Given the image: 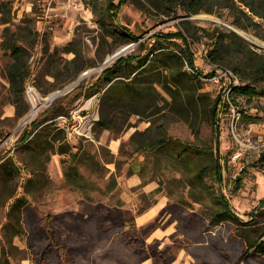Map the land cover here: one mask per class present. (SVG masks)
Segmentation results:
<instances>
[{
  "label": "rangeland",
  "instance_id": "obj_1",
  "mask_svg": "<svg viewBox=\"0 0 264 264\" xmlns=\"http://www.w3.org/2000/svg\"><path fill=\"white\" fill-rule=\"evenodd\" d=\"M108 1L0 0V42L5 26L13 32L29 23L38 36L39 41L30 49L25 86L31 83L43 98L77 81L83 71H92L53 103L39 101L43 105L38 112L23 123L33 104L25 96L29 110L22 116L15 115L16 105L12 103L6 76L12 60L0 47V156L22 160L30 169L22 172L19 190L26 192L31 204L25 209L23 226H12L14 219L5 217V207H0V251L5 248L14 264L19 260L29 264H264V255L242 256L246 242L257 239L264 230V161L260 160L264 152V96H255L250 103L243 98L231 102L230 79L237 78L238 83L240 79L230 65L240 64V55L231 49L225 55L227 66L212 63L206 54L213 46L201 30L211 33L219 26L227 32L234 31L230 0H200L194 5L199 8L196 14H187L189 0H126L116 20L108 14ZM4 8L10 10L9 24L2 23ZM199 15L215 16L218 22H202L196 19ZM243 21L255 24L248 30L237 28L240 40L251 47H255V42L264 45V19L253 15L252 20ZM108 27L119 30L117 36L108 35ZM187 28L195 32L193 38ZM175 30L188 36L195 66L203 72L191 91L180 89L175 97H170L143 72L135 83L141 94H130L121 106L109 85L100 83L95 108L100 120L104 112L109 126L96 122L87 140L77 136L65 139L61 132V141L54 142L55 149L44 147V141L33 136L26 143L29 148L21 143L23 132L33 127L31 121L51 118L54 106L68 112L87 105V97L95 93L89 87L116 58L128 53L143 54L146 51L142 47H147L151 35ZM128 31L137 39L123 44ZM64 47L70 51H64ZM255 48L264 54V49ZM75 55V66L81 64L84 68L75 78L50 89L57 82L51 73L71 69ZM185 70L189 71L187 67ZM152 71L168 74L160 67ZM210 73H215L217 80L215 75H206ZM126 82L114 87L129 93ZM259 84L264 89V81ZM217 97L221 99L216 112L221 186L215 181L212 157L208 155L189 160L177 157L171 146L138 150L159 137H169L212 147L215 152V128L209 111ZM111 98L113 109L105 104ZM132 106L137 113H130ZM38 129L41 128L35 131ZM259 138L262 141L257 149L245 151L238 176L241 180L236 183V179H231V153L240 146L238 141L257 142ZM59 143L75 153L73 163L66 153H57ZM28 154H37L39 162ZM31 170L34 174L38 170L36 174L42 176L35 177V183L26 189L23 183ZM152 186L157 190L151 191ZM221 195L230 202L240 221L224 213ZM156 202L163 205L156 207V213L145 224L137 226L134 214L145 213ZM15 227L26 229V233L10 239L9 233ZM155 229L158 231L153 234Z\"/></svg>",
  "mask_w": 264,
  "mask_h": 264
},
{
  "label": "trees",
  "instance_id": "obj_2",
  "mask_svg": "<svg viewBox=\"0 0 264 264\" xmlns=\"http://www.w3.org/2000/svg\"><path fill=\"white\" fill-rule=\"evenodd\" d=\"M118 1L119 2L115 3L110 0L107 3L108 14L115 20L117 19L116 15L118 10L122 4L126 2V0ZM199 1L200 0L188 1L187 14L198 13L199 8H194V5L198 4ZM238 1L240 5H237L234 0H230V3L228 4V6H230V13L234 17L233 21L230 23L236 30L237 28L240 30H248L251 28V24H255L254 21H243V18L252 20L253 15H258L264 19V0ZM1 13L2 23L9 24L11 22L10 10L8 8H4ZM28 24L25 25V27L18 26L19 29L21 28L20 31L13 32L10 28H8V26H5L3 31L4 38H2L0 42V47L8 53L12 60V63L7 69L6 76L9 82L10 94L12 95V103L16 105L15 115L17 117L24 115L29 110V106L26 104L24 99V88L29 77L28 59L30 57V49L33 48L39 41L38 36L34 35L35 33L32 32V28ZM108 30V35L112 37L117 36V33L119 32V30H115L114 27H108ZM186 30L188 31L190 38L195 36V32H192L190 28H187ZM201 30L206 32L208 39L212 43L213 48H209L206 54L211 57L212 63H218L221 65L220 67L227 66L228 64L225 61V55L228 51H231V49L235 50L238 53L237 55H240V64L230 65L231 69L240 79V82L236 85L232 84V77L230 79L228 97H230L229 99H231V102L236 103L237 98H243L250 103L254 99L253 97L258 95L264 96V89L259 84L264 81V54L256 52L255 47H251L245 41L240 40L237 33L233 30H229L227 32L225 28L219 26H215L213 32L211 33H208V30L204 28H201ZM125 35L126 36L122 42L123 44H128L130 39H137L131 31H128ZM146 42L147 47H142V43L139 45L146 51L145 53H128L127 55H121L116 58L112 64L104 68L97 80L89 87L90 91L98 92L100 89L98 88L100 83L103 85H109L108 88L114 93L119 105L122 106L124 101L129 98L130 94L132 96H138L141 94L140 88L137 87L135 83L137 81L136 77L143 72L150 77V82L151 79H154V81L158 83L170 97H175V93L180 89L191 91L194 86L193 83L200 82L199 80L203 72L198 71L196 68L195 57L190 48L188 36L182 30L159 32L151 35L150 39ZM44 46L45 51H48L47 45L44 44ZM63 50L70 51V48L64 47ZM75 62L76 55L73 59H71V63L73 65L71 69L66 68L64 71L57 70L54 74L51 73V75L56 78L57 82L52 84L50 89H56L61 86V83L71 80L78 75L84 67L81 66V64H77L75 66ZM57 67L59 66L57 65L56 69H58ZM157 67L162 68V70H168V74L164 76L159 72H153L152 70ZM186 67L189 68V71L185 70ZM206 75L208 77H212L215 73ZM125 80H127L126 85L129 87V93L124 94L120 87L116 89L114 86L120 85L121 82ZM112 101L113 98L105 102L106 106L110 109H113L115 106ZM220 102L221 99L219 97L215 98V101L209 111L212 124L214 125L213 128H215V152H213L212 147H200L169 137H159V139L150 142L148 145L138 147V150L142 152L148 150L155 151L161 147L171 146V148L175 150L176 156L180 159L189 158L190 160L191 158H202L204 155H208L209 157H212V161L210 160L211 171H213L215 181L219 186H221L222 156L219 154L220 143L219 132H217L218 121L216 113ZM134 108L135 106H132L130 113H137ZM51 110L54 115L52 117H55L58 113L67 111L61 106H58V108L54 106ZM103 114L101 113L100 116H102V119H99L97 123L107 127L110 123L104 121L105 116H103ZM52 117H46L43 121H39L38 119L32 120L31 125H33V127H31L30 130L23 132L20 139L21 143L26 144L30 136H33L34 138H41L45 143L44 147L55 149L54 142L57 140L61 141V132L63 134V138L65 139L66 134L60 129L50 127L52 124L47 121L52 119ZM248 118L250 120H256L255 117ZM38 127L41 129L35 131V128ZM54 129L56 130L55 132ZM29 146V144L25 145V147L28 148ZM58 146L57 153H66L73 163V161H75V153L72 154L69 148L61 143H59ZM54 153L55 152H52V154ZM37 154H28V156L32 160L39 162V156H37ZM260 155V160L264 161V152ZM198 168L199 170H202L200 165H198ZM25 170L29 171L30 169L22 160L15 159L14 157L7 156L5 154L0 156V207H5V217H12L14 219L12 226L24 225L25 209L31 205L26 192L20 193L19 190L22 186V172ZM33 172L34 171L31 170L27 181L23 183V187L26 189L29 185L35 183V177L41 175L36 174L38 173V170H36L35 174ZM240 180L241 177H238L235 182L239 183ZM220 200L224 213L230 215L233 219H235V221H240L237 214L233 212L230 202L224 197V195H221ZM250 223H254V219H251ZM25 233L26 229L23 230V228L21 229L20 227L17 229L15 227V229L9 233L11 236L10 239L18 234ZM240 236L241 238H244V241L246 242L244 234H241ZM135 238L136 237L131 240V243L133 242L132 245L134 244ZM246 243V251L242 256L245 257L248 253H254L260 256L264 255V230L257 239H249ZM139 252L143 253L144 251ZM10 256V253L5 248L1 249L0 264H13Z\"/></svg>",
  "mask_w": 264,
  "mask_h": 264
},
{
  "label": "built area",
  "instance_id": "obj_3",
  "mask_svg": "<svg viewBox=\"0 0 264 264\" xmlns=\"http://www.w3.org/2000/svg\"><path fill=\"white\" fill-rule=\"evenodd\" d=\"M256 44L258 48L264 49V45L259 44V43H256ZM90 72L92 71H89V70L83 71L81 73L82 75L76 79L77 81H73L69 86H65L62 89H58L56 92H53L49 94L47 97H43V98L40 96L39 92L35 89V87L31 83H28V85L25 86L24 88L25 96L26 98L29 99L31 104H33L32 105L33 108L35 104L36 105L42 104V102H39V101H45L48 104H51L54 102V100L57 99L58 96L63 95V94L65 95L69 93L70 91H72V89L76 87L79 84V82L84 80L86 76L89 75ZM216 76L217 75H215L214 77L215 80H217ZM232 82H233L232 84L236 85L238 84V79L232 78ZM99 96H100V93L95 92L87 97L86 100L89 102L87 105H80L76 108H72L68 112L58 113V115H56L52 119H49L47 122L51 123L56 129H60L63 132H65L66 139L71 138L72 136H77L79 138L87 140L88 138H90L92 134V129L95 123L99 119L98 111L95 108L98 104L97 100L99 99ZM39 109H37L33 115H35ZM30 113L31 111H29V114L24 118L25 120L23 121V123H26L30 119V117L33 116ZM261 141H262V138H259L257 142H252L249 139L243 140L242 143L241 141H238L240 143V146L231 153L230 160H229L230 169L232 170L231 171L232 180L237 179V177L239 176V173L242 171V168H243L242 162L245 157L244 156L245 151L248 149H252V150L257 149L258 146L261 144L260 143ZM262 142L264 143V141Z\"/></svg>",
  "mask_w": 264,
  "mask_h": 264
},
{
  "label": "crops",
  "instance_id": "obj_4",
  "mask_svg": "<svg viewBox=\"0 0 264 264\" xmlns=\"http://www.w3.org/2000/svg\"><path fill=\"white\" fill-rule=\"evenodd\" d=\"M157 188H158V187H156V186H152L150 189H151V191L154 192V191L157 190ZM159 203H160V202H156V203H154V205L150 206V207L146 210V212L143 213V214H140V213H136V214H134V219H135L136 225H137V226H142L143 224H145V222H147V220H148L150 217H152L153 214L156 213V207L158 206V207L160 208L161 205H163V203H161L160 206H159ZM137 220H138L139 222H137ZM155 230H156V231H154L153 234H155V233L158 231V229H155ZM166 241H168V239L165 240L164 242H166ZM162 242H163V241H162ZM13 264H14V263H13ZM18 264H29V263H26L25 260H19Z\"/></svg>",
  "mask_w": 264,
  "mask_h": 264
},
{
  "label": "bare ground",
  "instance_id": "obj_5",
  "mask_svg": "<svg viewBox=\"0 0 264 264\" xmlns=\"http://www.w3.org/2000/svg\"><path fill=\"white\" fill-rule=\"evenodd\" d=\"M196 19L201 20L202 22H206V23H210V22H213V21L218 22V19L215 16L212 17V16H208V15H199V17H197ZM42 105L43 104H41V105H36L35 104L34 108L31 110L30 114L33 115L36 112V110L39 109ZM24 120L25 119H23V121Z\"/></svg>",
  "mask_w": 264,
  "mask_h": 264
},
{
  "label": "water",
  "instance_id": "obj_6",
  "mask_svg": "<svg viewBox=\"0 0 264 264\" xmlns=\"http://www.w3.org/2000/svg\"><path fill=\"white\" fill-rule=\"evenodd\" d=\"M234 31L236 32V33H238L239 34V32L237 31V30H235L234 29ZM241 36H243V35H241ZM245 39H247V40H250L247 36H243ZM255 44V47L257 46V44H256V42L254 43ZM125 49H127L126 47L124 48V49H122L121 51H119V52H117V54H120L122 51H124Z\"/></svg>",
  "mask_w": 264,
  "mask_h": 264
}]
</instances>
